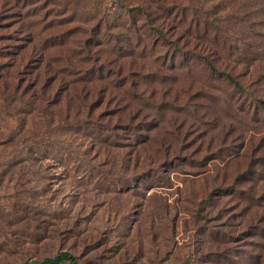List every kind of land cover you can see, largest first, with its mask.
Instances as JSON below:
<instances>
[{"label":"rangeland","instance_id":"rangeland-1","mask_svg":"<svg viewBox=\"0 0 264 264\" xmlns=\"http://www.w3.org/2000/svg\"><path fill=\"white\" fill-rule=\"evenodd\" d=\"M259 100L264 0H0V264H264Z\"/></svg>","mask_w":264,"mask_h":264},{"label":"trees","instance_id":"trees-1","mask_svg":"<svg viewBox=\"0 0 264 264\" xmlns=\"http://www.w3.org/2000/svg\"><path fill=\"white\" fill-rule=\"evenodd\" d=\"M150 15H148L149 17ZM156 32L159 36L163 37V32H160L159 30L156 29ZM190 51H186L185 54L189 53ZM202 64L205 66V68H207V70H209L210 72L213 73H217L218 70L215 68L214 64L212 62H210L207 58H202ZM185 61V60H183ZM234 69H237V67L239 68L240 71H247L248 69H250L251 64L249 62H236L233 63ZM187 68V66H185V69ZM219 74H221V76H223L230 84L233 85V87L237 90L241 89L240 85L238 82H236L234 80V78L229 74V73H225V72H219ZM124 96L129 97L125 92L123 93ZM130 98V97H129ZM90 101H92V96H90ZM133 99H130V102H132ZM259 104L261 106V109L264 111V101L259 100ZM107 129V127H106ZM63 263H68V264H77L75 257L73 255H71L70 253L67 252H63L58 254L57 256H55L54 258H48V259H44L42 261H37V262H32V263H28V264H63Z\"/></svg>","mask_w":264,"mask_h":264}]
</instances>
